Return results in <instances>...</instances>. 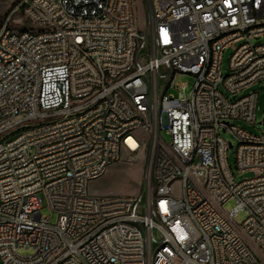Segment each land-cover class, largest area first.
<instances>
[{"label":"built area","instance_id":"obj_1","mask_svg":"<svg viewBox=\"0 0 264 264\" xmlns=\"http://www.w3.org/2000/svg\"><path fill=\"white\" fill-rule=\"evenodd\" d=\"M4 1L0 264H264V128L232 123L258 124L259 92L237 95L264 82V0H140L143 28L135 0ZM140 158L138 194H90Z\"/></svg>","mask_w":264,"mask_h":264},{"label":"rangeland","instance_id":"obj_2","mask_svg":"<svg viewBox=\"0 0 264 264\" xmlns=\"http://www.w3.org/2000/svg\"><path fill=\"white\" fill-rule=\"evenodd\" d=\"M135 14L137 19V24L139 28L144 27V12L142 3L140 0H135ZM7 9H9V5L3 4L0 5V20L6 15ZM260 42L264 43V38L260 40ZM231 56V50H227L223 55V68L222 72L224 75L228 72V63L229 58ZM193 78L188 75H178L173 83L174 90L172 93L178 95L179 92L188 94L193 89ZM182 83H186L187 87L185 89L181 88L180 85ZM220 90L231 100H234L232 96L228 92L225 91L223 86L220 87ZM250 91L259 92V100H258V111H257V125L248 124L242 121H232L233 124L245 129L246 131L259 134L261 130L264 128V124H261L264 119V82H260L248 90L241 92L237 95V98L246 95ZM221 135L228 142H233L235 145V140L233 137L227 133L221 131ZM235 146L228 150V161L230 166L232 167L235 180L237 182H241L244 179H248L254 176L253 173H239L236 169V156H235ZM123 160L126 158V154H122ZM142 173V161L141 158L138 162L134 164H130L124 161L113 164L107 170V172L100 178L93 180L89 184V192L92 195H109V194H120V195H136L140 191V180ZM43 198V197H42ZM235 205V201L230 200L225 204L227 210H231ZM42 215L50 217V221L52 224H55L58 220V214L52 212L50 208L47 206L45 199L43 198V209L41 210ZM247 215L245 212L240 213L237 216V220L241 223L245 221ZM21 254L30 255L32 253L31 250H21Z\"/></svg>","mask_w":264,"mask_h":264},{"label":"bare ground","instance_id":"obj_3","mask_svg":"<svg viewBox=\"0 0 264 264\" xmlns=\"http://www.w3.org/2000/svg\"><path fill=\"white\" fill-rule=\"evenodd\" d=\"M12 9V1H4ZM35 0H27V6H34ZM211 42H218V35H211ZM52 116H61V109H52ZM13 134H21V127H13ZM9 143V136H0V148ZM96 225H103V217H96ZM96 225L84 226L85 234L96 233ZM60 243H67V235H60ZM85 248H92V241H85Z\"/></svg>","mask_w":264,"mask_h":264}]
</instances>
